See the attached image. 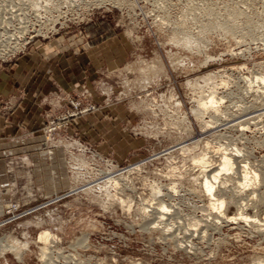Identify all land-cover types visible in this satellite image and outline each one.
<instances>
[{"label": "rangeland", "instance_id": "1", "mask_svg": "<svg viewBox=\"0 0 264 264\" xmlns=\"http://www.w3.org/2000/svg\"><path fill=\"white\" fill-rule=\"evenodd\" d=\"M0 54V264L264 262V0H0ZM225 150L256 223L235 164L207 214L194 161Z\"/></svg>", "mask_w": 264, "mask_h": 264}, {"label": "bare ground", "instance_id": "2", "mask_svg": "<svg viewBox=\"0 0 264 264\" xmlns=\"http://www.w3.org/2000/svg\"><path fill=\"white\" fill-rule=\"evenodd\" d=\"M263 27V26H262ZM260 28V27H259ZM262 30V28H261ZM184 38V37H183ZM190 40V39H189ZM189 40L188 39H183L181 41H183V44L185 45H189ZM191 41V40H190ZM1 56V54H0ZM261 82V84L264 86V76L260 77L259 80ZM212 94V93H211ZM213 95V94H212ZM211 96V95H210ZM207 97V99H204V102L198 103V107L196 109V116L200 119L203 115L208 114V112H215L216 111V107H214L215 105V99L213 96L211 97ZM205 97V98H206ZM219 113V112H218ZM254 113V112H253ZM258 114V113H257ZM216 116V115H214ZM259 119V118H258ZM246 120V119H245ZM247 121V120H246ZM214 124V123H213ZM239 130L240 132H243L244 129L246 128V122L244 121L243 123L241 122L239 125ZM210 127V126H208ZM227 127V126H226ZM219 129V128H218ZM242 134V133H241ZM197 139V138H196ZM203 140V139H202ZM206 147V146H205ZM184 148L181 147L180 149L182 150ZM175 149V148H174ZM204 149V148H203ZM206 149V148H205ZM207 152V151H206ZM222 152V151H221ZM220 158L218 160V163H212V161H210L209 157L206 154H201V156H198L197 159H195V164L199 165V167L202 170L201 174H203V183H202V189L204 190V195L207 196L209 198V202H208V207H207V211L209 214V216L212 217V221L214 223H217L219 220L222 219L223 216H221V211L224 210L226 203L223 199H219L216 198V195L214 193L215 191V185L220 182L219 180L222 179L221 177L225 176L226 174H229L228 172L231 171L233 169V165H236V173H238L239 177L237 180V183L234 184L233 188L236 189V191H234L235 193V197L236 199H232L229 200L231 201V203L235 202V200L238 202L239 200H241L242 198H240V192L243 189H246L247 186H249L250 184H252L253 182L255 183V181H258L259 179V175L256 171L251 170L248 168V164H244L242 160L239 159V154L236 150H233L232 152H228L225 150V152L223 151V153L220 154ZM190 171V170H189ZM201 171V170H200ZM237 175V174H236ZM260 179L262 181V183H264V175L260 176ZM234 182V180H233ZM253 183V184H254ZM89 185V184H88ZM88 188V187H85ZM223 188V187H222ZM231 188V187H230ZM81 189V188H80ZM259 189V188H258ZM229 190V189H228ZM232 190V189H231ZM238 190L240 192H238ZM82 191V190H81ZM225 191H227L225 189ZM217 192V191H216ZM232 192V191H231ZM253 192V191H252ZM264 192V191H263ZM221 193V192H220ZM254 193V192H253ZM232 195V194H231ZM253 195V194H252ZM223 196V195H222ZM223 198V197H222ZM253 199V198H252ZM256 199V198H255ZM251 202V201H250ZM254 202V201H252ZM239 203V202H238ZM237 204V203H236ZM235 205V204H234ZM238 206V210L240 211V213H238L236 216L238 218L234 219V220H239L240 222L243 221L245 223H256L255 222V218H252L253 220H250L249 217L244 216V214L241 212L244 208H246L247 204L246 202H241L239 204H237ZM166 207H163V205H161V209L158 210V212L156 214H160V216L158 217L159 222L164 220V217L167 216ZM236 210V209H235ZM160 212V213H159ZM220 214H219V213ZM244 212V211H243ZM156 217V218H157ZM233 220V218H231ZM231 219L229 221H231ZM157 220V222H158ZM226 221V222H229ZM208 223V222H207ZM244 223V224H245ZM200 228V227H199ZM204 228V227H203ZM194 229V228H193ZM191 228V230H189V232L192 234L195 231H198L199 229L195 227V229L197 230H193ZM188 231V230H187ZM261 232V231H260ZM189 234V233H188ZM196 234V233H195ZM261 235V234H260ZM51 238V235L48 233H41L39 235V242H42L44 244H46ZM53 239V238H52ZM55 241V240H54ZM53 242V241H52ZM46 249L43 247V250ZM260 262V261H259ZM261 263V262H260ZM259 264V263H258ZM261 264H264L261 263Z\"/></svg>", "mask_w": 264, "mask_h": 264}, {"label": "crops", "instance_id": "3", "mask_svg": "<svg viewBox=\"0 0 264 264\" xmlns=\"http://www.w3.org/2000/svg\"><path fill=\"white\" fill-rule=\"evenodd\" d=\"M3 89V88H2ZM30 102H21L18 104L17 108L13 111V113L10 115L9 118L5 119V128H4V132H5V135H9V133L11 131H14L13 129L9 128L12 124H16V125H19L20 124H24L26 123V120H25V115H28V116H32L33 114L35 116H37L34 122V124L38 125L40 122V113L41 111H44V110H37L36 109V106L38 105H41L40 103V99L39 98H36V99H33V98H29ZM32 104V107L29 108V105ZM33 115V116H34Z\"/></svg>", "mask_w": 264, "mask_h": 264}]
</instances>
